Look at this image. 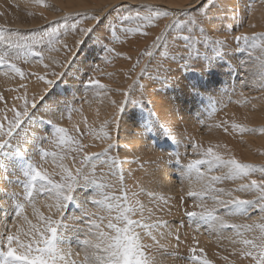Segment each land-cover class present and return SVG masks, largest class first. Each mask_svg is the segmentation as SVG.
I'll use <instances>...</instances> for the list:
<instances>
[{
  "label": "snow or ice",
  "instance_id": "1",
  "mask_svg": "<svg viewBox=\"0 0 264 264\" xmlns=\"http://www.w3.org/2000/svg\"><path fill=\"white\" fill-rule=\"evenodd\" d=\"M218 0H187L184 7L177 5L179 14L186 16L187 19L181 21L177 19L174 23L183 25L184 30L189 34L173 38V47L177 39L183 41L182 49L176 48L173 53L167 50L161 54L162 61L157 65L156 80L161 88L167 87L172 83V68L166 64L178 63L184 74L185 80L191 78H202L204 75L212 73L217 67L227 66L232 69V65L221 63L228 55L227 40H221L215 33L220 29L216 27L213 21L215 15H219L217 8ZM35 3L41 6H47L45 0H35ZM225 13L228 10L229 0H223ZM114 12H121V15L114 18L113 24L107 29L104 28V15H89L88 13H77L80 17L75 22L65 23L64 31L60 32L53 29H41L42 35L38 39H32L20 33L18 29H11L7 25L0 24V44L7 46V49L15 50L20 48L27 49L30 56L37 58V63L43 66V73H27L14 62L19 58V53L11 56L9 51L0 53V67L7 69L4 75L12 72L20 77L22 81L19 89H24L23 94L15 96L16 101H23L17 107L14 103L10 107L0 109V171L8 172L11 162L19 158V173L22 176L17 177V183L22 186L23 200L20 195L13 193L12 197L16 202L13 205V218L6 217L8 223L0 221V264H161L158 259L159 255H172L179 257V251L183 241L181 240L179 229L171 230L167 221L156 219L155 222L149 223L156 211L164 212L169 201L173 197L166 195H157L155 191L146 190L142 183L136 185L138 191L131 190L125 183L126 175L123 170V164H129V173L135 170L131 168L132 164L138 166L149 178V183L159 184L165 178L157 176V173L164 171L157 161L144 162L138 152H143L150 146L144 143L147 133L153 130H159L162 135L175 139L171 128L174 126L179 129L183 122V116L172 107L164 109L165 122L161 123V117L157 116L154 111L150 110L146 120L142 121V131L136 133L132 139L126 140L122 151L125 153L121 158L119 138L121 132L120 115L124 113L126 101L129 99V92L123 91L121 94L124 100L117 102L111 101L115 111L111 119L105 120L101 128L102 135L96 134L90 129L87 120L83 123L88 129L89 135H95L97 139L107 141L106 147L101 152L86 151L89 145L81 142L78 126L73 125L70 130L60 126L56 122L57 113L64 117L65 111L68 118L71 119L72 112L82 110L70 108L68 102H64V108L61 109L58 100H52L49 103L45 98L49 90L56 84L57 79L61 78L64 73L52 69V64L45 63L44 50H33L32 45L46 44V50L58 51L57 45L65 50V60L60 63L53 59V63L60 68H67L77 56L78 49L85 42V38L97 36L98 42L105 39L109 42L119 39L117 31L125 34L132 32L140 33L147 36L145 29L154 25V22L161 17L176 16L177 12L170 9H161L150 4H134L129 0L128 4L117 3L112 5ZM232 15H236L235 5L231 8ZM123 13H127L124 15ZM43 15V13H41ZM68 20V15L64 17ZM83 20H94L95 25L82 27ZM128 20L137 21L136 28L119 27L123 22ZM208 25V27H205ZM171 25H165V29ZM69 32L76 34L79 38L75 40V47L69 46L61 36H67ZM165 40V36L159 35L142 55L154 57L151 49H158L160 41ZM236 50L244 51L245 48L255 49L264 44V32L252 33L251 35L240 32L234 37ZM167 49V41H165ZM103 51L113 53L114 49L108 44L103 46ZM180 54L177 55L176 53ZM120 55L119 53H116ZM125 58L131 59L126 56ZM264 59V58H261ZM105 62L108 57H104ZM139 59L133 65V69L139 65ZM264 68V63L261 64ZM144 73L145 69L141 70ZM49 75L52 77L49 79ZM29 76L34 77L37 83L42 82L43 88L37 94L31 97L28 94L27 84L23 83ZM247 78L242 79L241 83L246 84ZM84 90L95 92L97 95L111 91L110 88L100 83L94 77H89L87 81L82 82ZM185 87L191 89V95L194 97L200 95V88L197 84L188 83ZM143 89V86H141ZM264 90V84L261 85ZM16 92L17 88L10 89ZM119 91V90H117ZM4 96L0 94V101ZM39 103V107H38ZM154 103V101H150ZM46 108L50 116L48 121L39 120L40 124L47 123L51 127V137L36 136L29 132L30 126L37 122L36 113L41 108ZM143 107V106H142ZM11 113V117L8 113ZM227 122L217 125L223 127ZM233 130L239 129L241 132L260 131L264 128L249 129L244 125L232 124ZM107 129V130H106ZM225 132L228 131L224 127ZM115 131L116 136L111 134ZM186 131V129H185ZM183 135L177 132L176 136ZM45 139H51L52 142L60 148V152H49L44 149ZM32 142V155L27 154V150L22 145ZM191 140V138H190ZM176 143L181 141L176 139ZM191 147L197 158L189 161L188 164L182 165L179 159V152L176 156L173 168L180 175L177 180L183 182V179H192L195 173L197 182H201L200 190L189 188L180 196V204L183 205L185 196L199 201L195 205L200 210H185L184 216L187 218L189 227L194 231H199L200 227H206L210 234L222 233L225 229L234 230L238 241L243 245L234 254L240 258H250L251 264H264V222L252 224H232L226 217H251V213L256 210L264 214V164L256 165L239 161L232 155L222 154L220 151L213 149L209 145L206 149L202 144L191 141ZM217 148L220 146L217 145ZM226 147V146H225ZM113 149L116 153L113 154ZM75 152L80 156L79 164L73 167L67 166L63 161L68 158L67 153ZM39 155L41 162H36L34 157ZM173 155L172 153L169 154ZM51 157L55 168L59 171L49 172L43 166V162ZM75 162L77 157L72 156ZM97 165L100 166V176H97ZM204 169V171H202ZM213 170L221 171V175H212L208 173ZM259 178H252L257 176ZM59 176V179L56 177ZM111 177L112 179H107ZM102 182L97 183L98 179ZM225 180L241 181L234 189H224L216 187L217 184ZM12 183V181H8ZM93 188L98 189L97 196H92ZM117 192L119 194H117ZM240 193L251 194V199L242 198ZM83 199H81V195ZM146 195L153 208H147L141 202L140 196ZM10 197V198H12ZM44 197L45 206L48 208V215H45L36 207V201ZM98 197V198H97ZM205 197H210L213 201L209 207L204 203ZM27 206H31L37 222L33 223L25 214ZM75 207L79 215L69 217L67 209L69 206ZM89 205L92 207L90 208ZM95 208V211L92 209ZM170 213L171 209L167 208ZM148 213L147 220L145 213ZM71 220V224L66 221ZM106 221V223H105ZM183 226V222H181ZM160 228H169L168 233L155 232ZM259 230L258 235L249 238L246 233H253ZM70 235L74 236L80 246V251L73 252L71 247H64V244L70 245ZM149 237L153 243H145L144 237ZM159 237L166 238L174 236L175 245L165 246L159 243ZM81 237H83L81 239ZM195 239V238H193ZM168 247H173L172 252H168ZM189 255L183 257L186 264H213V261L207 258L205 250L196 246H189ZM83 254V260L78 257ZM76 257V258H74ZM228 261V257H222ZM228 264H236L235 260L228 261Z\"/></svg>",
  "mask_w": 264,
  "mask_h": 264
},
{
  "label": "rangeland",
  "instance_id": "2",
  "mask_svg": "<svg viewBox=\"0 0 264 264\" xmlns=\"http://www.w3.org/2000/svg\"><path fill=\"white\" fill-rule=\"evenodd\" d=\"M184 3L181 5L182 7L187 4V1ZM84 5L86 9L94 10H102L109 7L106 1H102L98 5H93L86 0ZM233 5H235L236 8L235 16H233L231 12ZM159 8L167 9L164 7ZM217 8L219 9V15H215L213 17V21L216 24V27L220 30L215 33V36L221 40L226 39L228 44V55L221 63L232 65V69L227 66L217 67L212 73L204 75L202 78L189 77L187 80H185L184 74L182 73L178 63L166 64L165 66H170L172 68V83L165 88H161L159 82L155 78L157 65L163 59L161 54L165 52V50H167L169 53H173L176 48L182 49L183 41L177 39L175 41L174 48L173 38L189 34L186 30H184L183 25H177L174 23L177 19L181 21L187 19L186 16L180 15L179 11H176V16L161 17L154 22V25L148 26L145 29V31L148 33L147 36L137 32L125 34L118 30L116 35L119 37V39L113 40L111 42H109L107 39H105L102 43L98 42L97 36L99 33L93 35L90 39L85 38V42L78 49L77 56L73 62L67 68L63 69L53 63V59L60 61V63L64 62L66 54L63 47L57 45V48L59 49L58 51L49 52L46 50V44L32 45L33 50H44L45 63L52 64L53 70L64 73L61 78L57 79L56 84L52 87V89L49 90L48 96L52 98L50 94H58V90L62 89L64 91L63 94H58V97L54 99L60 102L61 109L64 108V102L67 101L70 108H78L82 110V115L79 112H72L71 119L68 118L67 111H65L63 118H61L60 114L57 113L56 122L59 123L60 126L69 129L70 134H72V124L78 127L81 124L79 127L80 132L83 133V135L80 137L81 142L89 145L86 151L90 153L101 152L106 147L107 141L97 139L95 135L87 134L88 129L85 128L83 121L86 119L89 128L94 130L96 134L102 135L100 130L104 124V121L111 119V116L115 111L111 101L120 102L124 100V97L121 93L123 91H128L129 99L126 101L124 113L120 115V121L123 119V126L121 124L120 132L122 134H120V137H122L124 133V136L128 137L129 134H132L133 130L135 132L141 131L142 123H138V120L141 119V122L146 120L150 110L154 111L160 116V112H157V110L161 109L159 105V99L163 98L165 102L170 101L172 104L177 102L175 99L181 100L182 103H187V101H193V103H195L193 106L196 108V111L199 112V114H193V116L190 117L193 119L196 126L202 130V132L199 135L194 134L195 137L193 140L202 144L205 149V146L211 143L223 145L227 144V142H230L235 147H238L239 145L243 144L256 146L257 143L264 141V132H241L239 129L233 130L232 128L233 123L237 125H244L249 129L258 130L260 128H264V90L261 88V85L264 84V68H261V64L264 63V59H261L264 58V44L255 49L245 48L244 51H237L236 42L234 40V37L240 32H245L249 35L252 33L264 32V0H229L228 10L226 13L223 0H218ZM121 12H114L112 7H110L103 14L107 17L104 20V28L107 29L109 25L113 24L114 18L119 17ZM76 14L77 13L69 14L67 21L64 19L65 16H56L53 20L35 19L33 21V25L30 26L31 28L19 29V31L21 34L32 39H38L40 35H42L40 31L41 29H48L49 31L55 29L63 32V26L65 23H72L75 22L76 19L80 18ZM88 14L98 15L96 13ZM123 14L127 15V13ZM91 23H94L93 25L96 24L94 20H83L81 26L89 27ZM165 25H171V27L165 29ZM119 27L136 28L137 21H125L122 25H119L118 28ZM205 27H208V25H205ZM11 29H14V27H11ZM162 34L165 36V40L160 41V46L158 49H151L155 58L142 55L146 50L151 48V45L155 41L156 37ZM78 38L79 37L76 34L71 32H69L67 36H61V39H63L71 47H75V40ZM165 41H167V49L165 47ZM105 44H108L110 47H112L114 52L109 54L103 51V46ZM4 51L9 50L7 49V46L0 44V53H3ZM16 53H19V58L15 59L14 62L22 70L27 73H43V66L36 62V57L30 56L28 54L27 49L20 48L9 51L11 56H15ZM116 53H119L120 55H117ZM176 54L179 55L180 53L177 52ZM105 56L108 57L107 62L104 60ZM126 56L131 57V59L125 58ZM138 59L140 63L135 67V69H133V65L136 64ZM142 69H145L144 73H142ZM5 71H7V69L0 67V73ZM7 76H11L8 77V80L14 83L15 88L18 89V91L14 92V95L17 96L23 94L24 89H19V84L22 82L20 77L12 72H9ZM89 77H94L95 79L99 80L101 84L110 88L111 91L97 95L95 92L90 90H84L82 82L87 81ZM48 78L51 79L52 77L49 75ZM244 78H247L248 82L246 84L241 83L242 79ZM23 83L27 84L28 94L30 97L41 91L36 88L43 87L42 82L37 83L35 78L31 76L23 81ZM188 83L198 85L200 88L199 96L194 97L190 94L191 89L185 87V85ZM69 84L73 85L71 86ZM141 86H143V89ZM10 92L11 91L9 89L6 91V93H3L4 100L1 101L2 107L0 104V109L5 108L6 105L10 107L14 103L17 105V107H19V105L23 103V101H16L14 99L15 97L11 99L8 96V93ZM49 99L47 100L49 101ZM150 101H154V103H150ZM49 103H51V101H49ZM158 107L160 109H158ZM86 110H89L96 117H93L94 119L88 117ZM189 111L193 112L192 109ZM46 114V108L42 107L41 110L36 113L37 122L30 126L28 131L39 137V131L35 132V130L38 127L42 128V124L39 123V120L42 119L44 121H48L50 119V117H47ZM11 115L12 114L9 112L8 116L11 117ZM131 116L133 117L132 119ZM74 118L76 119L74 120ZM125 119H129V122L135 121V128L129 130L128 126L125 124ZM161 120L163 121H161V123L165 122L163 119ZM225 121L227 122L226 125L223 127H217V125L223 124ZM44 125L47 127V129L42 128L44 130L43 132L45 133L44 137H51L52 131L50 125L47 123L43 124V126ZM228 125L231 127H227ZM180 126L179 131H185L183 122L180 124ZM224 127L228 128L227 132H225ZM241 133H244V135H242L243 140H237V135ZM111 134L113 137L116 136L115 131H112ZM157 134L165 138L167 137L162 135L159 130H153L151 133H147L145 138L149 142L152 138L160 141ZM101 143L103 146H101ZM151 145L152 149L154 150H162L160 142H156L155 145ZM41 146H43L44 149L47 148L49 152H60V148H58L51 139H45L43 145ZM185 147L187 148L188 146L185 145ZM22 148L27 150V154L29 156L32 155L31 140L27 146L22 145ZM115 153L116 149H113V154ZM189 155L191 157L189 160H192V158H194L192 147L189 149ZM72 156L77 157L75 162L71 159ZM67 157L68 158L63 161L67 166L73 167L74 164L78 166L80 156H78L77 153L69 152L67 153ZM141 157L142 161L144 162L156 161L151 157L150 154L141 155ZM121 158H123V156ZM34 159L36 162H41L39 155H36ZM17 160L19 161V158ZM175 161L176 160L171 159L165 163L158 162L164 171L157 173V176H161L163 173H170L171 178H175L176 181V177L179 176V173L173 168ZM180 163L182 162L180 161ZM252 164H264V158L258 156ZM127 165L128 164L125 163L122 167L126 175L125 183L131 190L138 191V188L136 187L138 182L142 183L146 190H154V188H150V186L154 185L155 182L149 183V178L144 175V172L140 170L137 165H131V168L135 170L131 173H129V166ZM53 171L59 170L55 168ZM202 171H204V169H202ZM220 174L221 172L218 170H213L207 175L210 178L212 175ZM97 176H100L99 165H97ZM252 178L259 177L257 175ZM56 179H59V176H57ZM102 179L103 178L98 179L97 183L102 182ZM107 179L111 180L112 178L108 177ZM187 181L192 185L201 184V182L196 181L195 173L192 174V179H187ZM176 182L182 183L178 180ZM216 187L223 188L221 183L217 184ZM98 191V189L93 188L91 195L97 196ZM117 194L119 193L117 192ZM83 195L84 194L81 195V199H83ZM243 198L251 199L252 196L248 194ZM140 200L146 205L147 208L153 207V204L149 202V199L146 195H141ZM89 207L91 208L92 206L89 205ZM92 210L95 211V208ZM66 214L71 217L72 215H79V211L70 205ZM145 215L148 216V213L146 212ZM226 219L232 224H252L254 222L261 223L264 222V214L254 210L251 213L250 218L235 216L226 217ZM148 222L150 223V221ZM258 233L259 230L256 229L253 233H246V235L249 238H252L253 236L258 235ZM149 239V237L145 236L144 242L148 243L145 240ZM238 240L239 237L236 236L234 230L228 229V232L224 238V242L227 244L228 254L231 256L230 259H234L238 263H241V261H248V263L251 264L250 258H240L238 255L234 254L235 250L233 248L240 249L243 247V245L238 242L233 243V241ZM179 254V257H177L179 262H186L184 261L183 257H187L189 252L183 250Z\"/></svg>",
  "mask_w": 264,
  "mask_h": 264
},
{
  "label": "bare ground",
  "instance_id": "3",
  "mask_svg": "<svg viewBox=\"0 0 264 264\" xmlns=\"http://www.w3.org/2000/svg\"><path fill=\"white\" fill-rule=\"evenodd\" d=\"M85 1L86 0H45V4L47 6H41V5L36 4L35 0H0V24L7 25L9 28L14 27V29H18V30L19 29H29L31 28L30 26L33 25V21L35 19L53 20L56 16H66V14L69 15V14H75V13H96L98 15H103L110 7H112V5L117 3V0H87L93 5H98L102 1H106L108 3L109 7L104 8L102 10H94V9H86L84 5ZM185 1L187 0H132V3L150 4V5H153L154 7H162V8L164 7L170 10L179 11L177 8V5L182 7L181 5ZM120 2L124 4H128L129 0H120ZM41 13H43V15H41ZM93 24L94 23H91L90 26H92ZM8 77H11V76L4 75V72L0 73V94L2 95L4 92L6 93L7 90L15 88L14 83L9 81ZM69 85L72 86L73 84H69ZM42 88L43 87L41 88L38 87L36 89L41 90ZM67 89H70V88H67ZM63 92L64 91L62 89L58 90V94L60 93L63 94ZM58 94L52 93L50 94L52 98L47 96L45 99L47 100L50 98L49 101H52L58 97ZM8 96L11 99H13L15 97L14 92L11 91L10 93H8ZM175 101L177 102H174L172 104L170 103V101L165 102L163 98L159 99V105L161 109L158 107V109L160 110H157V112H160L161 119L165 121L164 109L169 108V107L175 108L179 112V114L183 116V125L186 131H179V129H175L174 127H172L171 131L173 132L175 139L169 138V137L165 138L158 134L157 135L160 141L152 138L150 139V142H149L145 138L144 143L149 145L150 147L146 149L145 151H143L142 153L138 152V154L139 155L150 154L151 157L155 159L157 162L165 163L171 159L176 160V156L174 154L178 151L179 159L182 162L181 164L186 165L189 163V161H191L189 160V158H191L189 155V149L191 148V141H194L193 139L195 135H199L202 132V130L196 126L195 122L190 116H193V114L197 115L199 114V112H197L196 108L193 106L195 105L193 101H187V103H182L181 100H176V99ZM0 104H1V101H0ZM1 107H2V104H1ZM190 108L193 110V112L189 111L191 110ZM86 112H87V116L90 117L91 119L93 117H96L89 110H86ZM46 116L48 117L49 115L46 114ZM132 118L133 117L131 116V119ZM75 119L76 118H74V120ZM122 121H121V124H122ZM134 122H129V119H125V124L128 126L129 130H132V128H135L136 123ZM138 123H142L141 119L138 120ZM73 125L74 124H72V126ZM141 127H142V124H141ZM227 127L230 128L231 126L228 125ZM42 128L47 129V127L45 125L43 126V124H42ZM42 128L38 127L35 130V132L39 131L40 136H45V133L43 132L44 130ZM139 132L140 131L135 132L133 130L132 134L131 135L129 134L128 137H125L124 136L125 133H124L123 134L124 137L122 136L119 138L118 142L121 148L120 155H122L123 157L125 155L122 149H123V145L125 144L126 140L132 139L133 136ZM177 132L183 133V135L176 136ZM242 135H244V133L237 135L238 137L237 140H243ZM176 139H179L181 143L177 144ZM156 142H160V146L162 147V150L159 151V150L152 149L151 144L155 145ZM185 145H187L188 147L186 148ZM209 145L213 146L214 150L220 151L222 154H225V155L235 156L236 159L244 163H253L258 156L264 158V141L257 143L256 146H252L249 144H243V145H239L238 147H235L230 142H227V144H223V145H219L217 143H211ZM209 145L205 147L207 148ZM217 145H219L220 147L217 148L216 147ZM101 146H103V144ZM97 147H100V146H97ZM170 153H172L173 155L170 156L169 155ZM195 158H197L196 155H194V158L192 159H195ZM17 159L18 158L14 159L11 162L7 173L0 171V221L5 222V223L9 222V220L5 219L6 217L14 219L13 205L18 201H16L15 198L12 197V194L15 193V194L20 195L21 201L23 200L22 186L16 182L17 177L20 176V173L18 171L19 161ZM43 166L46 169H48L49 172L55 170V165L51 157H49L46 162H43ZM127 166H129V164ZM161 176H163L165 179L159 184L155 183L154 185L150 186V188H154V190L152 191H155L157 195L163 194L169 197H173V199L169 201V204L167 205L164 212H159V211L155 212V215L153 219L150 221V223L155 222L156 219H162L168 222L171 230L174 231L177 228L179 229L181 240L183 241L180 248L178 249L179 253L183 250L188 251L189 246L194 245L197 248L202 247L205 250L207 258L213 261V264H228V261L234 260V259H230L231 256L228 254L227 244L224 242V238L228 232V229H225L222 233L213 232L212 234H210L209 231L206 229V227H200L199 231L197 232L193 230L195 225H193L192 227H189L187 218L184 216L185 210L199 211L200 209L198 207H195V205L199 203V201H195L192 198H188L187 196H185L184 203L183 205H181L180 204V196L182 194L181 190L183 189L184 192H187L189 188H192L193 190H200L202 184L192 185L191 183L187 181L186 178L183 179L182 183H177L176 182L177 179L176 181H175V178L172 179L173 177L171 178L170 173H163ZM20 178L22 179L21 176ZM8 181H12V183H9ZM239 183H241V181L225 180L221 184L223 188L227 190V189L236 188ZM240 194H242L241 195L242 198L248 195L244 193H240ZM204 203L208 205L209 207H211L213 201L211 200L210 197H205ZM36 207L39 210V212L45 215L49 214L48 208L45 206L44 197H40L36 201ZM167 208L171 209L170 213L167 211ZM25 214L28 216L29 219L33 221V223L37 222V218L33 214V209L31 206L26 205ZM145 219L147 220L146 215H145ZM181 222H183V226H181ZM67 223L71 224V220H68ZM169 230H170L169 228H160L154 231L168 233ZM0 231H2V229H0ZM82 238L83 237H81V239ZM158 240L160 244L165 245V246H169V245L174 246L176 243L174 236H167L166 238L158 236ZM145 241H147L148 243H153L151 239L145 240ZM69 246L71 247L73 252L80 251V246L76 238L71 235H70V245L68 243L64 244V247H69ZM233 249L238 250L237 248H233ZM173 250H174L173 247H168V252H172ZM225 256L228 257V261L222 258ZM78 259L83 260L82 253L78 257ZM158 259L161 261V264H186V262H179L177 256H172V255H159ZM236 264H249V263L248 261H241V263L236 262Z\"/></svg>",
  "mask_w": 264,
  "mask_h": 264
}]
</instances>
